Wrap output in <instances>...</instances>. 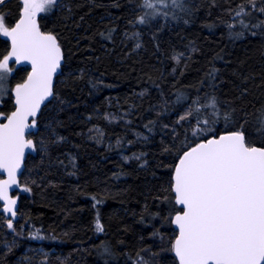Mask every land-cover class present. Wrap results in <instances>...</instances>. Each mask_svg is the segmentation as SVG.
I'll list each match as a JSON object with an SVG mask.
<instances>
[{
    "label": "trees",
    "instance_id": "trees-1",
    "mask_svg": "<svg viewBox=\"0 0 264 264\" xmlns=\"http://www.w3.org/2000/svg\"><path fill=\"white\" fill-rule=\"evenodd\" d=\"M18 3L19 0H7L4 5L10 10V21ZM141 3L142 0H59L63 7L54 6L48 14V26L59 32L71 51L65 83L58 85L65 103L62 110L53 106L47 112L56 132L66 139L52 144L50 155L38 153L29 158L30 172L26 175L31 177L32 191L19 192V218L15 222L24 235L9 252L4 248V241L9 239L0 205V264H121L126 248L135 256L142 243L152 244L159 239L148 233L160 218L150 217L143 209L146 203L149 210L159 209L153 197L169 172L158 163H170L167 154L160 152L161 137L171 139V131L165 126L191 102L190 97L198 89L204 90V85L198 83L201 79L209 83L204 75L211 71L209 64L219 70V83L214 87L227 104L238 111L243 106L253 118L255 109L264 104V26L236 37L222 23L235 18L228 9L235 10L239 0H183L187 5L183 10L173 9L169 0L162 7L173 11L178 19L169 16L162 27V16L151 27L138 21L128 23L140 13ZM256 17L252 18L253 25ZM113 25L112 40L101 35ZM136 28L141 32L140 49L134 47L136 40L124 36L125 29L132 32ZM156 28L160 31L153 37ZM233 28L240 31L239 25ZM3 50L0 35V52ZM174 52L182 54L179 61L173 58ZM81 68L83 77H79ZM10 82L14 86L16 77ZM242 87L248 88L243 96ZM178 91H184L189 99L177 102ZM227 104L222 103V107ZM10 107L6 99L0 111ZM165 107L168 111H164ZM105 112L129 113L130 124L109 123ZM148 121L153 123L146 126ZM92 125L104 130L102 146L91 141ZM134 130L147 133V140L138 142ZM117 136L121 147H115ZM133 151L143 153L147 164L122 160L121 153ZM69 153L75 156L74 170ZM25 179L21 176V182ZM86 193H95V201ZM97 212L104 224L102 232L95 224ZM149 219L152 223H145ZM36 229L45 235H27ZM160 229L171 230L167 225ZM102 241L111 242L118 256L105 261L97 247ZM36 248L51 253L46 262L32 258L28 250ZM127 264L133 262L128 260Z\"/></svg>",
    "mask_w": 264,
    "mask_h": 264
},
{
    "label": "snow or ice",
    "instance_id": "snow-or-ice-1",
    "mask_svg": "<svg viewBox=\"0 0 264 264\" xmlns=\"http://www.w3.org/2000/svg\"><path fill=\"white\" fill-rule=\"evenodd\" d=\"M6 3L7 0H0V34L5 37L4 50L0 52V106L7 98L11 107L0 111V170H3L0 172V201L3 211L14 218L18 215L20 193L13 195L12 186L32 191L31 177L26 175L30 172L29 158L38 153L50 155V146L66 139L56 132L47 112L53 106L60 111L65 103L58 85L65 83V67L71 51L59 32L47 24L52 8L63 7L59 0H19L11 21L10 10L4 7ZM168 3L169 0H142L140 13L128 23L138 21L151 27L154 20L162 16V27L169 16L178 19L173 11H164L162 6ZM170 3L173 9L187 7L183 0H170ZM228 11L235 18L222 23L232 36H243L253 27L264 26V0H239L235 10ZM257 12L259 17H256ZM253 17H256L255 25ZM207 23L212 26L211 22ZM235 25L240 26V31L234 30ZM115 27L101 31V35L112 40ZM158 31L160 28H156L152 36ZM124 36L136 40L134 47L142 43L139 28L132 32L125 29ZM181 56L179 52L173 54L177 61ZM209 68L211 71L204 74L209 83L204 84V79L198 82L204 85V90L198 89L190 97L191 102L165 126L171 131V139L161 137L160 152L167 154L170 163H158L169 172L159 193L153 197L159 209L149 210L147 203L143 209L150 217L160 218L159 224H154L153 231L148 233L159 239L152 244L142 243L136 248L135 256L126 248L122 253L125 261L121 264H127L128 260L133 264H264V104L255 109L254 118L243 106L238 111L234 105L227 104L214 87L219 83L216 79L219 70L213 64H209ZM83 75L81 68L79 77ZM14 77L13 86L9 81ZM247 91L248 88L242 87L240 95ZM187 99L189 96L184 91H178L177 102ZM222 103L227 106L222 107ZM104 115L110 120L118 119L107 112ZM152 123L148 121L146 126ZM92 129V138L102 143L104 130L99 125H92ZM134 131L139 137H147L145 132ZM112 146L109 142V147ZM121 146L117 136L115 147ZM121 155L129 160L144 154L133 151ZM69 156L75 166V156L71 153ZM139 162L147 164L142 158ZM21 176H26L25 182H21ZM86 195H91L95 201V193ZM95 224L98 231H104L99 212ZM161 225L171 230L161 231ZM6 227L24 235L12 218L6 219ZM27 235L43 237L45 233L36 229ZM4 243L6 252L11 251L17 243L15 235ZM97 247L105 261L118 256L109 241H102ZM42 259L46 260L47 256Z\"/></svg>",
    "mask_w": 264,
    "mask_h": 264
},
{
    "label": "rangeland",
    "instance_id": "rangeland-1",
    "mask_svg": "<svg viewBox=\"0 0 264 264\" xmlns=\"http://www.w3.org/2000/svg\"><path fill=\"white\" fill-rule=\"evenodd\" d=\"M131 39L135 40V39L132 38V37H131ZM138 48L140 49V46H139ZM10 81H11V79H10ZM10 81H9V82H10ZM10 84H11V82H10ZM6 99H7V98H5V100H6ZM0 107H1V106H0ZM108 114L111 115V116H116V117H118V119H112V120H110V119L106 116V118H107V120L109 121V123H113V124H117V125L120 124V123L127 124V125L130 124V120H129V116H130V114H129V113H124V114H121V115H115V114H113V113H108ZM126 116L128 117L127 119H125ZM92 131H94V129H93ZM92 131H91V133H90L91 141H92L93 143H96V144L102 146L103 143H104V138H103V142H102V143L98 142L96 139L92 138ZM103 135H104V134H103ZM135 136H136V139H137L138 142H143V141H146V140H147L146 137H139V136H137V134H135ZM121 158H122V160H123L124 162H126V163H131L132 161H137V162H139L141 158L144 159V156H142V157H132V158L129 159V160H124V159H123V156H122ZM143 165H145V164H143ZM72 167H73V170H74V169H75V166L72 165ZM1 211L3 212V209H1ZM18 218H19V217H18ZM5 219H7V218L5 217ZM5 222H6V221H5ZM13 223L15 224V222H13ZM5 225H6V223H5ZM4 229L6 230L7 239H9V241L12 240V238H13L14 235H15V237H16V240L19 239V238L21 237V235H19L18 232H15V233H14L12 229L7 228L6 226H5ZM4 248H6V245H5V244H4ZM28 252H31V253H32V258L38 259V260H39V263H44V262H46L47 259L44 260V259H42V257L46 255L47 258H48V256L51 254V253H49V252H47V251H44V249H42V248L29 249Z\"/></svg>",
    "mask_w": 264,
    "mask_h": 264
},
{
    "label": "water",
    "instance_id": "water-1",
    "mask_svg": "<svg viewBox=\"0 0 264 264\" xmlns=\"http://www.w3.org/2000/svg\"><path fill=\"white\" fill-rule=\"evenodd\" d=\"M2 39L5 40V37L3 36V34H0ZM23 63V62H22ZM16 67H19V65H17ZM36 154L32 155V156H35ZM3 170H0V172H2ZM13 191H12V194L15 195L16 192H21V189H19V187L17 185H13ZM0 205L2 206V201H0ZM17 213H19V197H18V200H17ZM4 214L7 218H12L13 219V222H15L18 218V215L16 217H11L9 213L5 212L4 211Z\"/></svg>",
    "mask_w": 264,
    "mask_h": 264
}]
</instances>
